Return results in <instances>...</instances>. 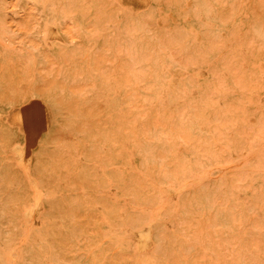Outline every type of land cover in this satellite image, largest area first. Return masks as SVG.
<instances>
[{"label": "rangeland", "instance_id": "374dc122", "mask_svg": "<svg viewBox=\"0 0 264 264\" xmlns=\"http://www.w3.org/2000/svg\"><path fill=\"white\" fill-rule=\"evenodd\" d=\"M0 264H264V0H0Z\"/></svg>", "mask_w": 264, "mask_h": 264}, {"label": "bare ground", "instance_id": "6f19581e", "mask_svg": "<svg viewBox=\"0 0 264 264\" xmlns=\"http://www.w3.org/2000/svg\"><path fill=\"white\" fill-rule=\"evenodd\" d=\"M124 1L125 3H128L136 8L143 7L147 4V0ZM45 34L51 39L56 36L53 33V29L51 28L46 29ZM49 116V107L39 100L29 101L27 102V104H23L20 107H15L10 110L9 121L12 124L19 125L22 130L26 133V144L24 146H18L15 150L17 158L22 164L29 161L32 152V147L39 139L41 129L47 124H49ZM41 208V196L37 193V195L33 199V203L25 211L26 217L30 218L35 222V219L39 214ZM150 230V227L146 226L140 231L134 233L137 249L141 252H145L150 249Z\"/></svg>", "mask_w": 264, "mask_h": 264}]
</instances>
